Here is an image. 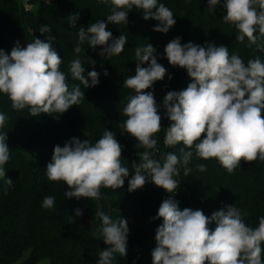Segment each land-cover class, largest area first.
<instances>
[{
  "label": "clouds",
  "instance_id": "9594fccd",
  "mask_svg": "<svg viewBox=\"0 0 264 264\" xmlns=\"http://www.w3.org/2000/svg\"><path fill=\"white\" fill-rule=\"evenodd\" d=\"M100 2L107 4L109 0ZM110 2L114 7L107 23L98 21L88 25L86 31L85 27L79 29L74 53L79 54L80 45L87 41L93 49L102 46L99 54L106 59L119 56L127 37L120 35L114 39L107 24H126L133 7L143 11L146 21H159L153 31L167 33L176 24L173 12L163 3L158 5L157 0ZM219 3L220 0H208V11L213 12ZM224 8L223 21L235 26L236 40L243 42L247 38L249 47L256 45L264 51V0H224ZM75 19L69 17L73 26ZM39 31L45 34L51 29L42 25ZM54 40V36H47V42L36 38L26 47L17 42L10 54L0 49V93L8 96L13 109L28 108L33 117L41 113L63 114L85 98L78 85L69 88L67 75L60 70L63 61L52 45ZM155 52L150 43L136 48L135 75L123 82L135 94L123 109L127 119L120 127L137 140V148L146 149L138 153L140 162L132 163L134 175L128 180V191L142 188L150 179L155 186L175 193L179 180L174 177L180 175V166L184 167L185 176L191 171L188 165L193 152L185 149L194 148L196 156L203 160L216 159L229 173L241 161H264V63L257 57L246 65L238 54L230 55L224 45L181 44L179 37L167 43L164 53L170 65L186 69L192 82L181 91H169L163 99L170 121L164 144L183 147L179 149L180 155L163 154L162 163L153 159V152L148 150L156 149L154 137L162 130V117L153 93L145 90L167 74V69L157 62ZM144 63L148 66L142 67ZM69 72L85 88L99 83V74L93 70L87 74L89 84L79 58L70 62ZM7 120L0 113V179L10 187L13 180L6 178L4 168L10 150L7 133L2 131ZM122 151L112 131L105 130L95 143L74 137L63 147H54L46 176L49 181H63L69 189L65 192L69 199L97 200L102 187L113 190L123 187L129 168L122 165ZM198 167L200 171L206 170L204 164ZM54 204V197H44L45 209ZM80 215L82 211L76 209V216ZM97 215L102 224L94 235L102 237L108 246L100 252L99 264H111L115 253L126 255L127 220L121 217L113 220L102 211ZM160 218L163 223L156 229L157 247L151 253L152 264H262L264 216L259 218L258 227L253 228L246 225L235 206H227L208 217L202 210H180L178 202L168 198L159 206L155 219ZM212 222L214 229L209 228Z\"/></svg>",
  "mask_w": 264,
  "mask_h": 264
},
{
  "label": "trees",
  "instance_id": "16d2710c",
  "mask_svg": "<svg viewBox=\"0 0 264 264\" xmlns=\"http://www.w3.org/2000/svg\"><path fill=\"white\" fill-rule=\"evenodd\" d=\"M157 2L173 12L176 24L167 33L153 31L159 21H146L143 11L133 7L126 24H107L114 39L125 35L127 43L119 56L106 59L99 54L102 46L93 49L87 41L80 45L79 54L73 49L81 27L86 31L92 23H107L114 7L110 0L107 4L100 0H28L29 10L20 0H0V49L10 54L17 42L26 47L36 38L47 42V36H54L52 45L63 61L60 70L66 73L69 88L78 85L85 93L79 105H73L63 114L41 113L35 117L28 108L13 109L8 96L0 93V113L8 117L2 131L7 133L10 150L4 168L6 177L13 180L10 187L5 180L0 181V264H15L27 251L30 255L23 264H39L44 260H49V264H99L100 252L108 247L102 237L94 235L102 224L97 215L101 211L113 220L126 219L129 229L126 255L115 253L111 264H152L151 253L157 247L156 229L163 223L162 218L155 217L161 203L168 198L177 201L180 210H202L208 217L226 210L227 206H235L247 226L258 227L259 218L264 216V161L259 159L249 163L241 161L229 173L216 159L203 160L196 156L194 148L185 149L193 152L188 165L191 171L185 176L184 167L180 166V175L174 177L179 180L175 193L155 186L150 179L142 188L128 191V180L134 175L132 163H139L138 153L146 150L137 148V140L120 127L127 119L123 109L135 94L123 82L135 75L136 48L150 43L156 49L157 62L167 69L163 80L145 90L153 93L162 117V130L154 137L156 149L148 150L161 163L163 154L180 155L179 149L183 147V144L175 147L164 144L170 121L163 99L169 91H181L192 82L186 69L169 64L164 53L167 43L179 37L181 44L224 45L230 55L238 54L246 65L257 57L264 63V51L256 45L249 47L247 38L237 41L235 26L224 23V0H220L213 12L208 11V0ZM72 16L76 17L74 26L69 20ZM42 25H48L51 32L42 34L39 31ZM76 58L82 61L89 84L91 79L87 74L93 70L99 74L95 87L85 88L81 81L71 77L70 62ZM105 130L115 134L123 149L122 165L129 168L123 187L116 190L102 187L97 200L67 198V185L63 181H49L46 176L54 147H63L74 137L95 143ZM33 149H36L35 155L27 157L26 152ZM200 164L206 165L205 171H200ZM46 196L55 198L51 209L42 206ZM76 209L82 215L76 216ZM209 228L214 229L215 222ZM261 247L264 249V242ZM261 259L264 264V252Z\"/></svg>",
  "mask_w": 264,
  "mask_h": 264
},
{
  "label": "rangeland",
  "instance_id": "374dc122",
  "mask_svg": "<svg viewBox=\"0 0 264 264\" xmlns=\"http://www.w3.org/2000/svg\"><path fill=\"white\" fill-rule=\"evenodd\" d=\"M20 1L23 2V3L28 2V0H20ZM35 153H36V149L28 150L26 152V155H27V157H31V156H34ZM1 180L4 181V179H0V181ZM29 255H30V251L25 252L23 258L20 261H18L17 263H15V264H23V262L26 261L29 258ZM39 264H49V260H44V261L40 262Z\"/></svg>",
  "mask_w": 264,
  "mask_h": 264
},
{
  "label": "built area",
  "instance_id": "2783aa9c",
  "mask_svg": "<svg viewBox=\"0 0 264 264\" xmlns=\"http://www.w3.org/2000/svg\"><path fill=\"white\" fill-rule=\"evenodd\" d=\"M25 8H26L27 10H29V9H31V5H30L28 2H25Z\"/></svg>",
  "mask_w": 264,
  "mask_h": 264
}]
</instances>
